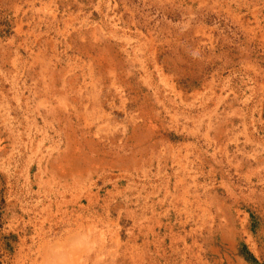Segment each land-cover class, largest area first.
<instances>
[{
    "label": "rangeland",
    "instance_id": "374dc122",
    "mask_svg": "<svg viewBox=\"0 0 264 264\" xmlns=\"http://www.w3.org/2000/svg\"><path fill=\"white\" fill-rule=\"evenodd\" d=\"M0 264H264V0H0Z\"/></svg>",
    "mask_w": 264,
    "mask_h": 264
}]
</instances>
